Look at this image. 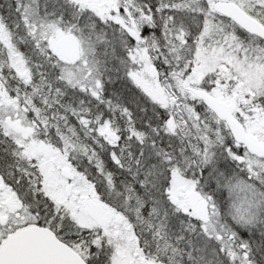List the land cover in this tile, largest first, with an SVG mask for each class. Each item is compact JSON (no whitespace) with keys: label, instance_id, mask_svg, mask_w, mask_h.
I'll list each match as a JSON object with an SVG mask.
<instances>
[{"label":"snow or ice","instance_id":"1","mask_svg":"<svg viewBox=\"0 0 264 264\" xmlns=\"http://www.w3.org/2000/svg\"><path fill=\"white\" fill-rule=\"evenodd\" d=\"M0 264H264V0H0Z\"/></svg>","mask_w":264,"mask_h":264}]
</instances>
